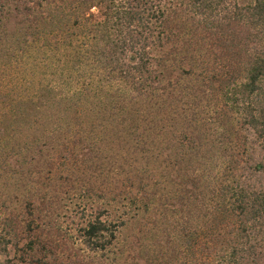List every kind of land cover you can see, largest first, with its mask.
<instances>
[{"label": "trees", "instance_id": "obj_1", "mask_svg": "<svg viewBox=\"0 0 264 264\" xmlns=\"http://www.w3.org/2000/svg\"><path fill=\"white\" fill-rule=\"evenodd\" d=\"M7 70L0 264H264V0H0Z\"/></svg>", "mask_w": 264, "mask_h": 264}, {"label": "rangeland", "instance_id": "obj_2", "mask_svg": "<svg viewBox=\"0 0 264 264\" xmlns=\"http://www.w3.org/2000/svg\"><path fill=\"white\" fill-rule=\"evenodd\" d=\"M39 73L35 72V74H33L31 72H26L25 74H19L18 71L12 72L11 70L0 73V95H3L5 92L8 93L7 91L12 93V90L14 93H19L25 91L26 88L36 89L37 84L39 83L38 81L41 77ZM42 111H44L43 107L41 108V112ZM169 188V186L164 185L165 192L168 191ZM164 201L165 199H163V203ZM164 207L165 209H170L168 203ZM147 217L152 218L153 216H147V214L142 215L141 213L136 217L137 219L131 218L132 222L128 224L130 225L128 230L125 231L122 238H120V240H122V245L120 247L131 252L130 256H122L123 258L120 259L122 263L134 264L136 262L134 257L138 256V251L141 247L146 246L147 236L150 235V233H147L150 229V226L147 227ZM137 262L138 264H143V260L141 259H138Z\"/></svg>", "mask_w": 264, "mask_h": 264}]
</instances>
